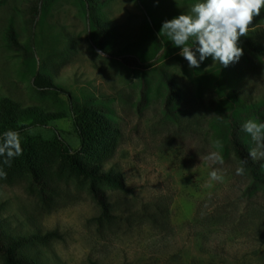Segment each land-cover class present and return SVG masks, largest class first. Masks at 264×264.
I'll return each mask as SVG.
<instances>
[{"label": "rangeland", "instance_id": "374dc122", "mask_svg": "<svg viewBox=\"0 0 264 264\" xmlns=\"http://www.w3.org/2000/svg\"><path fill=\"white\" fill-rule=\"evenodd\" d=\"M27 2L0 0V100L62 116L26 129L28 159L16 157L8 166L0 157L7 173L0 178L3 231L55 233L19 248V256L40 264H264V190L248 192V175H236L240 163L219 125L222 109L210 98L211 70L218 65L208 57L191 69L168 37L156 39L163 22L201 0H107L101 7L107 22L99 37L102 48L89 42L77 0H54L33 37ZM10 26L25 51L9 45ZM248 36L264 44V20ZM122 54L154 57L131 68ZM35 71L73 95H85L88 103L107 107L109 116L80 159L119 172L123 189L92 184L62 163L52 143L55 132L79 148L67 97L37 89ZM162 74L173 82L167 106ZM219 76L223 87L241 90L245 99L264 97V62L245 50ZM240 140L247 151L255 146L244 130ZM212 151L223 165L204 160ZM31 167L53 189L46 206L29 188ZM214 168L223 169V182L210 181ZM92 187L105 195L108 217L100 215Z\"/></svg>", "mask_w": 264, "mask_h": 264}, {"label": "trees", "instance_id": "16d2710c", "mask_svg": "<svg viewBox=\"0 0 264 264\" xmlns=\"http://www.w3.org/2000/svg\"><path fill=\"white\" fill-rule=\"evenodd\" d=\"M54 0H28L27 8L29 9V25L31 28V36L33 37L36 28L39 26L43 14L46 13L50 4ZM80 9L85 15L88 40L94 48H102L99 40L102 34V26H107V22L101 16V7L107 0H77ZM264 20V10L261 15L256 18L253 27L260 24ZM154 31H157L154 29ZM158 32V31H157ZM156 33V32H155ZM6 39L11 47L16 50L25 47L18 41L14 29L10 26L6 32ZM156 39H161L159 32L156 33ZM34 39L31 46L34 47ZM191 43V42H190ZM240 46L252 56L264 62V44L250 38L249 36L240 38ZM161 49V48H160ZM106 53L105 51H102ZM29 55L35 54L34 49L28 52ZM122 63L128 67H144L154 56L147 59H141L137 55L122 54L119 56ZM218 65L219 69L211 70L213 77V86L210 93L211 101L221 107L218 121L223 131L227 144L231 147L233 155L238 159L240 166L241 161L246 160V174L250 179V184L247 191L250 192L256 188L264 190V170L261 161H252L247 151L240 140L242 134V123L248 119H254L264 123V97L259 99H245L241 90L228 86L223 87L220 80V71H226L230 68ZM221 69V70H220ZM162 78L168 87L166 96V106L170 103L173 94V82L162 74ZM33 85L39 90H47L55 95L61 91L66 94L68 109L72 118V123L79 139V148L73 149L57 132L53 135L52 143L60 160L70 170L76 172L80 176L88 177L90 182H104L106 184L124 188L123 178L119 172L113 170H101L94 164H87L81 161L80 155L84 153L91 143L95 140L97 134L103 126V121L109 116L107 107L100 103H88V98L85 95H73L70 91L60 87L51 80L50 76L41 72L35 71L32 79ZM144 94L142 92L141 100ZM62 115L48 113L40 107L27 106L21 107L18 103L10 99L0 100V134L6 130H15L20 132L23 154L18 156L22 159H28L30 154V146L26 139V129L32 125L47 126L50 120L61 117ZM30 186L31 190H35L40 201L44 206L50 201V193L53 192L52 187L46 180V177L33 167L30 168ZM92 196L101 209V216L108 217L109 203L105 195L99 189L91 188ZM264 241V236L260 234ZM55 237V233L46 232L40 235H9L6 234L0 224V257L3 264H40L31 257L24 256V259L19 256L17 250L31 242H41L43 240Z\"/></svg>", "mask_w": 264, "mask_h": 264}, {"label": "clouds", "instance_id": "9594fccd", "mask_svg": "<svg viewBox=\"0 0 264 264\" xmlns=\"http://www.w3.org/2000/svg\"><path fill=\"white\" fill-rule=\"evenodd\" d=\"M262 10L264 0H201L192 5L188 13L163 22L160 35H165L175 47L181 49L179 55L188 62L189 68H199L200 63L208 57L212 58L214 64L226 68L239 62L243 56L240 38L254 30V22ZM243 130L255 145L248 153L251 160H264V123L249 119L244 123ZM22 154L20 132L9 129L0 134V157L4 158V165L11 166V161ZM204 160L213 165L224 163L217 151L210 152ZM246 164V160L241 161V166L236 168L237 176L246 174ZM131 175L133 180L142 179L135 173ZM6 176L7 173L0 168V178ZM209 178L210 181L223 182V169L214 168L209 172Z\"/></svg>", "mask_w": 264, "mask_h": 264}, {"label": "water", "instance_id": "95a60500", "mask_svg": "<svg viewBox=\"0 0 264 264\" xmlns=\"http://www.w3.org/2000/svg\"><path fill=\"white\" fill-rule=\"evenodd\" d=\"M101 53H103V54H104V52H102V51H101Z\"/></svg>", "mask_w": 264, "mask_h": 264}]
</instances>
